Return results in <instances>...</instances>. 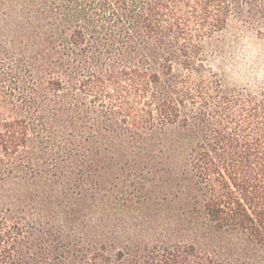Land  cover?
Returning a JSON list of instances; mask_svg holds the SVG:
<instances>
[{"label":"trees","instance_id":"16d2710c","mask_svg":"<svg viewBox=\"0 0 264 264\" xmlns=\"http://www.w3.org/2000/svg\"><path fill=\"white\" fill-rule=\"evenodd\" d=\"M250 36L264 0H0V264H264Z\"/></svg>","mask_w":264,"mask_h":264},{"label":"rangeland","instance_id":"374dc122","mask_svg":"<svg viewBox=\"0 0 264 264\" xmlns=\"http://www.w3.org/2000/svg\"><path fill=\"white\" fill-rule=\"evenodd\" d=\"M233 34V32L229 33L227 39H233ZM256 56L252 52L251 44L246 39H241L234 56L236 62L234 69L229 71L241 82L259 80L258 76H264V60L257 63Z\"/></svg>","mask_w":264,"mask_h":264},{"label":"clouds","instance_id":"9594fccd","mask_svg":"<svg viewBox=\"0 0 264 264\" xmlns=\"http://www.w3.org/2000/svg\"><path fill=\"white\" fill-rule=\"evenodd\" d=\"M249 42L252 44V52L255 54V55H260L262 51H264V49H262V47L257 44L255 41H256V37H249ZM258 79L261 81V82H264V76H258Z\"/></svg>","mask_w":264,"mask_h":264}]
</instances>
